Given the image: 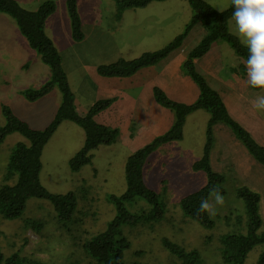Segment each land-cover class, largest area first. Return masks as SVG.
Segmentation results:
<instances>
[{"label": "rangeland", "instance_id": "374dc122", "mask_svg": "<svg viewBox=\"0 0 264 264\" xmlns=\"http://www.w3.org/2000/svg\"><path fill=\"white\" fill-rule=\"evenodd\" d=\"M17 1L26 9L36 10L46 0ZM54 1L57 7L48 16L45 31L62 56L64 70L75 94V104H78L77 109H88L96 99L109 97L99 95L98 82L103 76L93 66L111 63L119 58H135L145 51L162 48L184 31L193 15L188 0L153 1L146 7L128 8L124 12L118 10L115 0H77L85 37L76 41L72 36L67 0ZM207 1L219 10L226 9L232 3V0ZM188 12L191 13L190 16ZM147 13H162L163 17L158 21H162L163 34L143 38L140 36L136 43L128 41L126 34L131 35L133 31L127 32V28L140 22V17ZM201 27L202 24H198L192 28L180 50L185 56L198 44V38L205 35L204 27ZM229 27L237 30L232 18L229 20ZM213 50L214 54H220L219 60L213 61L216 67L220 66L219 76L231 78L233 72L240 76L246 75H243L240 67L244 62L228 42L220 41L219 47ZM178 52L179 50L175 51L173 55ZM173 57L175 56L167 59V62H172ZM164 61L166 60L140 69L123 82L129 83L136 79L138 83L130 92L137 94L141 85L148 80L145 77ZM216 69H213L215 75ZM180 74L185 75L181 69ZM211 76L213 79H210L214 82V75ZM51 78L50 67L29 45L17 22L9 14L0 12V126L6 123L4 107L8 106L32 128L47 127L62 103L60 88L56 85L50 93L36 100L27 99L23 91L40 88ZM258 91L259 96H264V89ZM118 96L119 93H116L117 98ZM259 112L264 115V109ZM100 114L96 116L99 122ZM136 114L133 112L125 119L114 118L120 129L117 141L95 149L91 163L79 171L71 169L70 159L84 146L85 132L71 120H65L59 125L44 147L40 179L43 186L52 193L65 194L73 191L77 194L78 203L73 219L66 224L60 222L58 212L50 200L30 197L19 218L4 219L0 216V246L6 256L18 253L46 264H97L85 253L83 245L108 229L119 213L114 196L122 195L127 189L125 166L128 156L149 142L156 136L155 133L166 129L162 127L159 130H149L147 122H140ZM209 118L210 113L205 109L190 113L185 121L183 138L161 145L150 155L144 169L145 183L159 195L164 212L159 219L153 221H139L136 224L127 221L120 225L121 235H117L116 240L122 241V237L125 238L126 264H176L178 260L166 248V241L196 249L204 264H229L223 261L219 245L222 234L233 229V226L226 225L224 217L229 213H244V202L236 194L239 178L230 172L226 174L224 186L227 192L223 194L225 203L222 206L216 205L210 196L215 210L210 215L215 220L213 227H205L194 218L184 215L180 206L184 196L200 189L208 181L207 173L194 170L193 164L203 155ZM104 124L116 127L112 123ZM219 125L230 130L222 123ZM133 128L135 134L132 136ZM217 133L219 135L220 131L216 135ZM216 135L212 163L219 170L222 166L221 140H217ZM18 141L27 140L20 133L14 132L0 145V183ZM263 200L264 193L261 204L264 217ZM124 205L131 214L143 215L153 209V205L144 198L124 202ZM157 214L160 215L159 210ZM35 223L40 224L39 229L32 227ZM259 232H264V223ZM263 253L264 243L256 245L249 251L245 264H257Z\"/></svg>", "mask_w": 264, "mask_h": 264}, {"label": "trees", "instance_id": "16d2710c", "mask_svg": "<svg viewBox=\"0 0 264 264\" xmlns=\"http://www.w3.org/2000/svg\"><path fill=\"white\" fill-rule=\"evenodd\" d=\"M153 1L160 0H115L120 12L128 8L144 7ZM188 2L193 9V15L184 31L168 44L157 50L143 52L135 58H119L114 62L101 63L97 66V72L104 77L133 76L140 69L156 65L180 49L197 23L201 22L206 28L205 35L188 51L181 64L182 72L199 87L198 97L188 103L172 98L159 85L153 87L156 102L171 110L174 119L169 128L128 156L125 166L127 189L122 195L114 196L119 213L108 229L87 240L83 245L85 253L97 264H126L124 261V249L127 247L125 238L122 237V241L116 240V236L121 235L120 225L123 222L129 221L132 224L139 221L148 222L159 219L163 214L164 205L161 204L159 195L145 183V165L150 155L161 145L183 138L185 121L190 113L199 109H205L210 113L204 152L202 157L193 164L194 170H203L207 173L208 181L203 187L181 199L180 206L184 215L194 218L205 227H213L215 220L210 214L198 211L200 201L205 198L210 200V192L214 186H218L222 194L227 192L224 186L227 179L226 173L216 170L211 159L216 124L223 123L228 126L249 154L264 166V144L260 143L241 122L232 116L220 92L209 83L197 66V60L207 54L213 44L219 40L228 42L235 53L245 62L247 61L248 49L229 27L234 6L231 3L224 11H220L207 0H188ZM56 7L54 0L44 1L36 10L26 9L17 0H0V12L9 14L17 22L29 45L38 52L51 69L52 78L40 88H29L23 91L24 96L29 100H36L50 93L56 85L62 93V103L52 121L44 129L32 128L25 120L15 115L10 107H4L6 123L0 126V145L9 134L14 132L20 133L27 140L16 143L8 159L4 179L0 183V216L4 219L19 218L27 200L30 197H37L50 200L54 204L60 222L66 224L72 221L78 203L77 194L73 191L65 194L52 193L43 186L40 179L44 147L63 121L71 120L85 132L84 146L70 159L73 171H79L83 166L90 164L92 152L95 149L116 142L120 135L118 127L101 123L96 118L117 100L116 96L96 100L84 115L78 112L75 94L62 64V56L45 31V22ZM67 7L73 39L81 41L85 33L77 0H67ZM240 67L245 75L246 64L242 63ZM253 89L261 90V88ZM134 134L133 128L132 136ZM236 194L244 202V213H229L224 217L226 225L233 226V229L222 234L219 252L225 263L245 264L249 251L256 245L264 243V232H259L264 223L261 209L262 194L247 184H239ZM136 198L146 199L153 205V209L143 215L131 214L124 202H132ZM158 210L160 215L157 214ZM32 227L39 229L40 224H32ZM165 246L177 258L176 264H204L200 252L196 249L171 241H166ZM0 264L46 263L20 256L18 253L6 256L0 246ZM257 264H264V253Z\"/></svg>", "mask_w": 264, "mask_h": 264}, {"label": "crops", "instance_id": "0c3cea01", "mask_svg": "<svg viewBox=\"0 0 264 264\" xmlns=\"http://www.w3.org/2000/svg\"><path fill=\"white\" fill-rule=\"evenodd\" d=\"M166 1L171 2L172 0ZM188 15L190 16L191 13L188 12ZM161 17H163L162 13H147L142 15L139 19L140 22L133 23L127 28V32L133 31V34H126L125 38L132 43H136L139 41L140 36L143 38L153 34L162 35V21H158ZM188 19L189 18H187V20ZM141 21H143V23H141ZM198 24L202 23H197L194 28ZM202 26L204 27L203 30H205L206 33L205 26L203 24ZM192 30L189 32L185 41L188 39ZM231 31L235 34L238 33L235 28H231ZM202 36L200 37L202 38ZM200 37L197 42L201 40ZM220 41L222 40L215 42L209 52L197 60V66L205 75L209 83L220 92L232 116L241 122L260 143L264 144V115L261 114L262 112H259L260 109L254 106L257 97H259V91H253L255 89H252L251 85L248 83L247 73L245 76H240V74L233 72L234 77L232 76L231 78L226 79L223 76H219L220 66L217 65L216 67L213 61L214 59L218 61L220 54L219 52L214 54L213 49L215 47H219ZM182 47L178 49L179 52L176 55H173V52L168 58L164 59L166 61L161 63L158 68L156 67L155 71L145 77L148 80L141 85L137 94L130 92L132 88H134V85L138 83L136 79L131 80L129 83L123 82L124 79H128L131 76L123 77L122 79L119 77H101L102 79L98 82L99 95H108L109 97H113L116 96V93H119V96L109 108L100 114L98 117L100 118V122L112 123L117 127V124L115 123L116 120L125 119L134 112V114L137 113L136 115L140 118V120H137L140 122L141 120L147 122L146 124L149 125V130H159L162 127H165L166 129L169 128L174 119V116L172 115L173 112L163 106L160 107V104L158 105L153 96V87L155 85H159L172 98L188 103L193 102L199 95V87L197 84L189 76L180 74L181 64L186 57L180 52ZM210 54H213L215 57H210ZM172 56L175 57L172 58V62L168 63L167 59ZM241 60L244 64H246L242 58ZM87 67L91 68L90 66ZM214 68H217L216 75L213 74ZM211 75H214V82L210 79V77L213 79ZM76 107L78 108V104H76ZM77 110L81 115H84L88 109L81 107ZM114 118L117 119L114 120ZM219 124L220 123L215 125V135L216 132L220 131L219 135L217 133L216 139L221 140L220 160L222 162V166L219 170H217L221 172H225L226 170V174L230 172L234 175V177L236 176L239 178L240 184H247L258 191H261L263 194L264 166L249 154L247 149L240 143L232 131ZM166 129H164V131ZM157 134L160 133H155V135ZM213 154L214 149L211 154L212 161Z\"/></svg>", "mask_w": 264, "mask_h": 264}, {"label": "clouds", "instance_id": "9594fccd", "mask_svg": "<svg viewBox=\"0 0 264 264\" xmlns=\"http://www.w3.org/2000/svg\"><path fill=\"white\" fill-rule=\"evenodd\" d=\"M234 19L241 43L248 49L246 69L248 83L253 88L264 89V0H232ZM220 11H224L220 8ZM254 106L264 109V96L257 97ZM216 205H223L225 197L218 186H214L210 192ZM199 212L214 214V205L208 198L202 199L199 204Z\"/></svg>", "mask_w": 264, "mask_h": 264}]
</instances>
